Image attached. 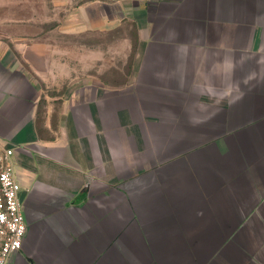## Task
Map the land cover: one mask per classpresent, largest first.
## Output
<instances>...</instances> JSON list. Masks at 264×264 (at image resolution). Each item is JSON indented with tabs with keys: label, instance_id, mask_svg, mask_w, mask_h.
<instances>
[{
	"label": "crops",
	"instance_id": "1",
	"mask_svg": "<svg viewBox=\"0 0 264 264\" xmlns=\"http://www.w3.org/2000/svg\"><path fill=\"white\" fill-rule=\"evenodd\" d=\"M52 1L67 9L65 32L109 31L132 19L138 78L165 84L138 91L171 118L146 140L140 102L94 82L56 103L57 134L45 139L37 122L43 90L0 40V153L14 150L28 225L12 264H264V0ZM148 32L164 45L149 49ZM194 38L197 73L204 78L212 65L226 89L222 103L196 115L192 75L169 46ZM129 153L138 154L133 165H120Z\"/></svg>",
	"mask_w": 264,
	"mask_h": 264
},
{
	"label": "rangeland",
	"instance_id": "2",
	"mask_svg": "<svg viewBox=\"0 0 264 264\" xmlns=\"http://www.w3.org/2000/svg\"><path fill=\"white\" fill-rule=\"evenodd\" d=\"M66 11L64 7H57L52 0H0V40L8 43L10 53L38 81L43 90L37 119L40 135L45 139L56 136L59 125L56 103L64 99L70 88L101 82L112 88H120V99H129L130 102L134 100L135 104L140 102L136 109L137 120L140 121L146 140L147 137L152 138L156 134V125L169 123L171 115L158 105L157 109H150L148 101L153 95L140 94L138 91L139 88L156 91L157 86L159 90L165 84L160 85L161 82L154 79L142 82L138 78L136 60L140 52V37L135 22L126 18L117 28L109 31L65 32L60 30V22ZM157 33L152 37L153 33L150 35L148 32L151 36L149 49L156 48L160 43L164 45L165 41ZM169 46L177 48L178 54H183L182 64L187 63L192 75L191 95L188 98L189 105L196 110L189 112L193 115L207 113L206 109L210 105L222 103L226 89L223 86L219 88L214 82L213 66L209 64L211 68L209 72L205 71L204 78L197 73L196 58L201 55V48L196 44V39L169 41ZM211 53V48H205V57ZM215 65L218 67L216 70H226L229 66L225 64L224 67L223 63ZM177 67L180 68L181 65ZM171 70L178 71L176 67ZM137 91L139 94H136ZM203 94L208 98L205 105H202L204 110L200 111L196 104ZM158 98L164 100L162 95ZM50 103H55L56 107L53 119L47 122L46 114ZM179 114L180 118H186V111ZM153 140L150 145L146 142V145L152 151L157 148L159 153L162 145L159 141L153 143ZM126 152H132V149L127 148ZM130 154L132 153L128 155ZM136 158L138 154H132L126 159L120 157V165L125 162L132 166Z\"/></svg>",
	"mask_w": 264,
	"mask_h": 264
},
{
	"label": "built area",
	"instance_id": "3",
	"mask_svg": "<svg viewBox=\"0 0 264 264\" xmlns=\"http://www.w3.org/2000/svg\"><path fill=\"white\" fill-rule=\"evenodd\" d=\"M13 155L12 148L0 153V264H12V256L21 250L28 227Z\"/></svg>",
	"mask_w": 264,
	"mask_h": 264
}]
</instances>
